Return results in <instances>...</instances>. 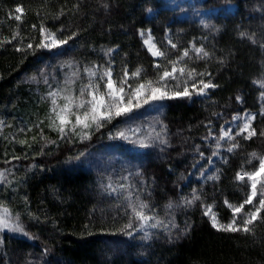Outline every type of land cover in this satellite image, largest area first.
Wrapping results in <instances>:
<instances>
[{
	"label": "trees",
	"instance_id": "trees-1",
	"mask_svg": "<svg viewBox=\"0 0 264 264\" xmlns=\"http://www.w3.org/2000/svg\"><path fill=\"white\" fill-rule=\"evenodd\" d=\"M227 2L235 4L232 14L199 23L174 19L175 11L158 0H0V118L6 121L0 130V171L6 174L0 208L23 228L0 231V264H264V222L251 233L217 231L202 210L212 200L227 222L225 200L238 205L248 194L235 179L237 171L257 165L253 153L264 154V101H258L264 91V0H202L201 6ZM17 6L24 9L21 21L12 18ZM41 27L67 43L38 47ZM168 28L176 48L167 43ZM142 29L166 52L163 66L201 37L208 56L192 53L188 61L215 85L209 94L157 100L156 108L140 99V107L102 120L98 128L93 124L87 138L79 129L62 137L50 128L45 93H78L85 69L111 67L119 81L126 68L133 87L158 78L162 68L144 45ZM138 68L140 76L132 77ZM177 82L168 81L170 93ZM245 110L255 115L258 134L235 137L238 147L225 157L216 180L185 185L199 154L208 151V124L219 126ZM131 127L139 133L127 141L109 138ZM135 144L143 150H131ZM110 180L122 189L109 193ZM194 191L200 199L185 205ZM129 196L147 203L165 225L147 236L138 231ZM130 220L133 227L126 228Z\"/></svg>",
	"mask_w": 264,
	"mask_h": 264
},
{
	"label": "snow or ice",
	"instance_id": "snow-or-ice-1",
	"mask_svg": "<svg viewBox=\"0 0 264 264\" xmlns=\"http://www.w3.org/2000/svg\"><path fill=\"white\" fill-rule=\"evenodd\" d=\"M16 15L12 18L16 21H21L24 9L22 6H17L14 9ZM41 35L43 41L38 45L42 48H55L60 45L66 44L67 39H58L54 33L48 32L46 29L41 27ZM143 35V33H141ZM242 36L245 34H241ZM15 39V36L13 37ZM68 39H71L69 37ZM255 42V41H253ZM148 46L149 52L154 57L165 58L166 52L156 48V45L152 43V37L149 35L144 41ZM172 48H176L175 44L169 42ZM28 48H32V44H28ZM264 47V45H262ZM19 50V49H18ZM197 57H207L208 53L204 51L202 47H194L193 50ZM190 56L189 50L185 49L182 55L176 60H168V66L157 64L158 69L162 68L159 72L156 80H144L138 82L134 87L128 84L129 72L125 68L120 80L117 81L113 78V71L111 67L105 68L102 73H98L97 70L85 69L84 71L88 75V83L82 84L79 87L78 95L74 94V90L71 88L58 89L54 92L49 93L51 100V112L49 116L48 126L53 130L59 132L61 136L67 135L69 132L72 134H79L77 129L83 132V138L88 137L87 129L93 124L98 128L100 121L111 120L113 114L115 116L124 115L134 107H140V99L144 98V103H148L149 100L157 101L163 99L172 98H191L193 94L203 95L205 90L208 88L215 87L211 81L205 82L200 79L198 82L195 81L196 76H203L205 73H196L195 69L187 67L186 63H182L185 58ZM141 69H136L135 72L131 73L132 77H139ZM73 75H76L75 73ZM95 78V79H93ZM183 78V79H181ZM168 81H178L169 94ZM189 81H192L189 86ZM102 82V83H101ZM71 83V82H68ZM126 87L127 99H126ZM261 87H264V82L261 83ZM103 89V90H102ZM264 98V92L261 93ZM58 97L62 102H58ZM237 99H240L239 97ZM133 100L136 103H133ZM264 114V113H262ZM233 121L240 120V116H233ZM255 120V115L245 114L243 117V123L238 125V130L233 134L231 127L224 129L221 126L220 135L217 137V147L220 146V141L230 142L227 148L228 152L234 151L238 144L235 142V137L240 136L245 140H249L256 136L258 133L256 129L252 127V121ZM23 131V130H21ZM211 134V133H210ZM123 136V133H120ZM259 135L264 136V131H261ZM159 138V137H157ZM35 140V137H33ZM161 143H167V141L161 140ZM25 144L26 141H20ZM147 146V145H145ZM216 153H213L215 155ZM203 155V153H201ZM253 158L258 160V164L251 170H242L237 172L236 180L244 183L249 191L245 199L238 205H233L225 200V205L232 211V219L227 224H221L217 220V217L211 211V206H205V215L210 216L211 225L217 231L223 232H244L251 233L252 226L257 222H264V156H257L255 153L252 154ZM18 159V157H14ZM251 163V161H249ZM6 174L4 171H0V180L5 178ZM210 179L212 177H209ZM129 203L128 208L131 211L132 217L138 222V229L143 230L145 227L156 228L162 224L156 216L150 215V206L141 201L137 197L136 202H132L130 196L128 197ZM200 197L193 193L192 200H185V205H191ZM251 205L252 207L245 211V207ZM172 208V205H168ZM126 228H132V220L125 226ZM9 228L13 231H23V228L19 225L12 226L9 224L7 219L0 218V230ZM131 235V232L128 233ZM147 236L148 234L145 233Z\"/></svg>",
	"mask_w": 264,
	"mask_h": 264
},
{
	"label": "rangeland",
	"instance_id": "rangeland-1",
	"mask_svg": "<svg viewBox=\"0 0 264 264\" xmlns=\"http://www.w3.org/2000/svg\"><path fill=\"white\" fill-rule=\"evenodd\" d=\"M158 1L161 3V7L162 8H167L169 10L175 11V15H174L173 18L176 19V20H180V21L188 20V19H194V20H196L199 23H206L211 17H214V16H216L218 14H221V15L232 14L234 12V10H235V4L233 2H227V3L219 5V6L202 7L201 6L202 0H158ZM155 12H156L155 8L154 9H149L147 11V16L148 17H152V16H154ZM172 19H171V21H172ZM171 31H172L171 28H168L167 32H166V40H167V43H168L169 46H171V44L169 43L170 41H171L172 44H175L174 39L171 36V33H172ZM141 33H143V35H141ZM149 35L152 37V43L156 45V48H158V49H160L162 51V49L159 47L157 41L155 40V37L152 35V33H151V31L149 29L140 30V36L142 38L143 43L148 38ZM42 41H43V38H42ZM201 41H202L201 37L192 38L188 42L187 47L182 49L181 54L176 56L175 58L170 59V60H176L179 56L182 55V52L185 49L189 50L190 55L192 53L195 54V52L192 51V50H193L194 47H202V42ZM144 45L146 46V48L148 50V46L145 43H144ZM55 48H57V47H55ZM48 49H54V48H48ZM152 57L155 60V65L160 64V59H161L160 57H154L153 55H152ZM188 58H185V60L182 63H186L187 67L189 68L190 63L188 61ZM168 67L170 68V65H168ZM89 69L97 70L98 73H102L104 71V70H98V68L95 65L92 66ZM198 73H205V75L196 76L195 77V81L196 82H198L200 79H203L205 82L211 81L210 79L206 78V76H207L206 71L201 70ZM88 79L89 78H88V75H87L86 82L84 84L88 83ZM93 79H95V78H93ZM181 79H183V78H181ZM191 83H192V81H189V86L191 85ZM212 88L206 89L205 93L203 95L193 94L191 97H199V98L200 97H205V96H207L209 94V92H210V90ZM59 89H61V88H59ZM56 90H57V88H52V89L47 90V92L45 93L47 98H48V102H49V105H48V113H49V115H50L51 107H52L51 100H50V97H49V93L50 92H54ZM262 92H264V91H260L259 94H258V101L259 102H263L264 101V98H262V96H261ZM169 94H171V93L169 92ZM76 95H78V93H76ZM126 99H127V90H126ZM141 99H144V98L142 97ZM58 102H62V100L59 97H58ZM148 103L151 106V108H156L157 106L160 105L158 102L151 101V100H149ZM245 114H250V113L248 111H246V110L242 111V112H236L230 117L229 120H226L225 122H223L219 126H216L214 124V122H210L208 124V134H207V137L204 140L205 143H206L205 147L208 149V151L206 153H203V155H201V153L199 154V158L197 159V161L195 162L194 166L191 168L188 176L186 177V180L184 182L185 185H187L188 182L193 181V180L199 181V182H206V181H214V180H216L219 177V175L221 173V166L224 164L225 157L229 153H231V152L227 151V148L230 145V142H228V141H220L219 142L220 146L217 147V137H219V135H220L221 126H223L224 129H228L229 127H231L232 130H233V134H235V132L238 130V125L243 123V117L245 116ZM233 116H240L241 119L237 120V121H233V119H232ZM5 122L6 121H5L4 117H1L0 118V130L4 126ZM79 132H81V131H79ZM120 133H123V136H121ZM137 133H139V129H134L133 127H131L128 131L120 130L119 132H116V133L112 132V133L109 134V138H113L114 137L115 139H121L123 141H127L128 139L134 137V135L137 134ZM138 145L139 144L132 145L131 146V150H133L135 152H137V151L140 152L141 150H143V147L142 146H138ZM213 153H216V154L213 155ZM262 156H264V154H262ZM115 157L118 158L119 155L117 154V155H115ZM240 171H242V170H238L237 172H240ZM209 177H212V178L210 179ZM235 179H236V176H235ZM106 187H107V191L109 193L114 194V193L119 192L122 189L123 185L119 184L118 182H114L113 180H110V181L107 182ZM248 191H249V189H248ZM209 205L211 206V211H212V213H214L216 215L217 220L219 221V223L227 224L228 222H230V220L232 219V211H231L230 208H229V210H230V219L227 222H224V221L221 220V218L219 216V212L217 211V209L215 207V203L212 200H205L203 202V204H202L203 213H205V210H206L205 206H209ZM251 207H252L251 205L246 206L245 207V211H247ZM149 214L153 215L151 212H149ZM206 217L210 221V216L206 215ZM0 218H5V219H7V221L9 222L10 225H12L13 227L16 226V224L8 216V213L6 211L2 210V208H0ZM158 220L162 221V224L159 227H156V228H162L165 225V223L161 219H158ZM150 229H154V228L145 227L143 230H138V231H140V232L145 234ZM6 230H11V229L5 228V229H2L0 231H6Z\"/></svg>",
	"mask_w": 264,
	"mask_h": 264
}]
</instances>
